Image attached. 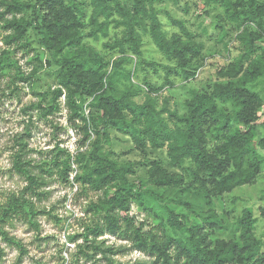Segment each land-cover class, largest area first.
I'll return each instance as SVG.
<instances>
[{
  "label": "trees",
  "instance_id": "16d2710c",
  "mask_svg": "<svg viewBox=\"0 0 264 264\" xmlns=\"http://www.w3.org/2000/svg\"><path fill=\"white\" fill-rule=\"evenodd\" d=\"M182 1L0 0V21L8 32L3 43L27 45L34 34L40 48L51 55L60 69L56 96L66 95L72 120L80 119L83 124L85 139L73 160L81 170L76 181L82 185L89 183L93 191L105 194L104 200L91 202L87 207L94 212L96 224L87 226L85 234L71 238L72 243L84 239V244L78 245L77 259L91 261L101 256L106 264H117L114 256L129 249L99 241L111 236L130 243L133 250L150 254L155 259L153 264H264V240L257 236V219L252 209L238 219L239 237L230 241L213 240L205 226L192 225L185 214L169 207L163 240L154 233H144L129 216L132 202L143 203L141 196L145 192L136 194L135 183L130 180L142 165L150 181L160 188H181L186 185L187 174L188 187L201 189L208 201L254 184L264 165V94L254 90L264 80V2L204 0L208 7L223 8L218 19L238 33L228 46L227 62L218 70L217 80L202 90L191 89L186 110L180 115L168 108L167 101L160 108L154 96L167 86L175 87L173 76L184 83L195 81L209 59L204 56V44L197 41L187 22L163 11L170 4L180 7ZM184 11L188 12L187 5ZM162 13L179 31L170 34L164 29ZM112 29H122L124 34L115 43L105 44L108 52L122 54L118 60L109 59L88 42L109 38ZM145 36L150 37L172 66H162L166 80L161 87L145 80L148 95L139 103L135 97L139 90H145L122 92L118 87L131 85L133 81V72L124 68L132 61L128 54L137 58V66L154 69L160 66L144 58ZM13 64L16 65L4 50L0 69ZM17 79L27 81L31 76L20 72ZM87 101L88 114L84 108ZM110 129L130 137L144 154L148 147L165 149L168 167L157 160L146 159L140 166L110 159L104 154ZM92 133L96 138L91 149L82 151ZM21 147L23 151L27 146ZM23 154L16 155L15 168L27 177L29 184L21 195H10L7 202L0 204V237L21 250L19 263L27 250L6 226L12 227L15 219L23 220L39 232L37 218L46 210H40L34 200L47 198L44 189L49 180L45 175L52 177L54 169L59 168L66 179L72 167L68 155L62 163L56 162L54 168H43L45 172L40 175L21 162ZM86 193L83 190L80 194ZM208 224L216 225L213 220ZM3 255L0 247V258Z\"/></svg>",
  "mask_w": 264,
  "mask_h": 264
},
{
  "label": "rangeland",
  "instance_id": "374dc122",
  "mask_svg": "<svg viewBox=\"0 0 264 264\" xmlns=\"http://www.w3.org/2000/svg\"><path fill=\"white\" fill-rule=\"evenodd\" d=\"M186 5L187 13L184 11ZM164 10L169 11L173 18L187 22L197 41L205 46L204 56L209 58L195 81L184 83L182 79L173 76L171 80L175 87L167 86L160 95L154 96L158 99L160 108L167 101L169 109L177 110L182 115L186 110L185 102L190 98V90H202L217 80L218 70L227 62L228 46L234 42L238 32L218 19L223 8L208 7L204 0H183L180 7L170 4L164 7ZM160 17L167 32L172 34L179 31L172 25L166 13H162ZM221 26L225 29L222 30ZM7 33L0 21V55L7 50L12 62L16 63L0 69V204L7 202L10 195H21L29 184L27 177L15 168L17 154L24 153L21 162L28 164L33 172L41 173L40 175L45 172L43 168H54L56 162L62 163L68 155L71 156L72 167L66 179L60 175L62 169L59 168L54 169L52 177L45 175L49 180V186L44 189V192L48 193L47 198L42 201L34 200L40 210H46L45 214L37 218L39 232L23 220L16 222L15 219L12 227L6 226L10 235L21 241L27 254L19 263L21 250L15 245H9L0 237V247L4 252L0 264H106L101 256L91 261L77 259L78 245L84 244V239L71 242L73 236L85 234L87 226L96 224L94 212L89 211L87 207L91 202L104 200L105 194L103 191H93L89 183L82 185L76 181L81 170L73 160L85 138L81 129L82 121L72 120L71 109L66 104V95L59 98L56 96L60 69L51 55L45 54L40 48L38 38L34 34L30 35L27 45H21L20 42L6 46L3 39ZM123 36L122 29H112L109 38L100 42H88L109 59L118 60L122 54L119 51L108 52L105 44H113ZM143 43L144 58L160 66L156 69L145 65L137 66V58L128 54L132 61L125 64L124 68L133 72V81L131 85L121 84L118 87L122 92H133L136 88L145 90H139L138 96L135 97L139 103H143L148 95L145 80L151 85L161 87L166 80V70L162 66H172L149 36L144 37ZM262 47L264 48V43ZM20 72L31 76V79L18 80ZM254 90L264 94L263 79L256 84ZM88 102L84 105L87 114L90 112V109L86 108ZM95 138L96 134L92 133L89 139H86V147L82 151L90 150ZM109 138L104 154L119 164L129 162L141 166L149 159L151 162L160 161L164 167H168L165 149L148 147L147 153L144 154L137 150L130 137L112 129L109 130ZM21 144L27 146L23 151ZM144 167H138L137 174L130 179L135 183L133 189L136 194L145 192V195L141 196L143 203L132 202L129 213L135 225L141 227L144 233H154L160 240L164 239L163 230L167 225L166 208L169 207L178 214H185L192 225L205 226L206 232H210L213 240H237L238 219L246 210L252 209L257 219V236L264 240V165L254 184L238 188L221 197L211 198L210 201L203 196L201 189L188 187L190 179L187 174L186 185L181 188H160L150 181L148 171L143 169ZM83 190L87 193L80 194ZM210 220L215 222L214 227L209 226ZM99 241H105L107 246H126L129 249L114 256L117 264L154 263L155 259L150 254L131 249L130 243L117 237L105 236ZM96 260L99 263H96Z\"/></svg>",
  "mask_w": 264,
  "mask_h": 264
}]
</instances>
